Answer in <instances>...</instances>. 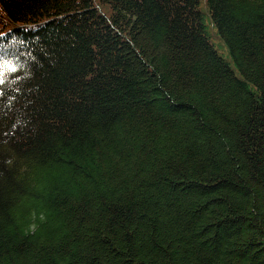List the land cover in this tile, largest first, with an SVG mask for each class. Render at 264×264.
Wrapping results in <instances>:
<instances>
[{
    "label": "trees",
    "instance_id": "trees-1",
    "mask_svg": "<svg viewBox=\"0 0 264 264\" xmlns=\"http://www.w3.org/2000/svg\"><path fill=\"white\" fill-rule=\"evenodd\" d=\"M200 5L0 0V264H264V0Z\"/></svg>",
    "mask_w": 264,
    "mask_h": 264
},
{
    "label": "rangeland",
    "instance_id": "rangeland-1",
    "mask_svg": "<svg viewBox=\"0 0 264 264\" xmlns=\"http://www.w3.org/2000/svg\"><path fill=\"white\" fill-rule=\"evenodd\" d=\"M200 8L203 12H207L206 9V0H201V5ZM206 24H207V30L210 34L211 41L214 43L216 46V49L225 56L226 53V48L223 45L221 39L217 36L215 27L212 26L211 22L209 21L208 18H206Z\"/></svg>",
    "mask_w": 264,
    "mask_h": 264
}]
</instances>
